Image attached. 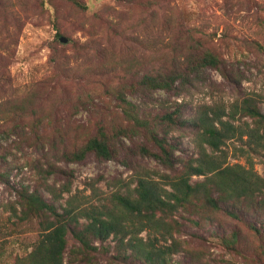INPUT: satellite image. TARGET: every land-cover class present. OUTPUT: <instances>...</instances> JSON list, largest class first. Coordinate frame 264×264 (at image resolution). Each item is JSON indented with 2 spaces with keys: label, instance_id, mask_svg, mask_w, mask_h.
Wrapping results in <instances>:
<instances>
[{
  "label": "rangeland",
  "instance_id": "rangeland-1",
  "mask_svg": "<svg viewBox=\"0 0 264 264\" xmlns=\"http://www.w3.org/2000/svg\"><path fill=\"white\" fill-rule=\"evenodd\" d=\"M77 1L0 0V264H33L44 237V218L20 215L19 194L60 214L70 199L112 206L116 195L136 198L140 178L165 186L206 155L220 170L191 183L238 177L241 190L219 210L197 196L158 212L161 228L138 239L171 246L168 264H264V122L245 110L248 100L264 114V0ZM156 74L174 76L172 88L141 86ZM210 110L236 129L219 151L198 127ZM104 128L110 160L69 158ZM153 136L173 169L143 153H160ZM87 224L82 216L67 234L64 264H149L119 237L78 235Z\"/></svg>",
  "mask_w": 264,
  "mask_h": 264
},
{
  "label": "trees",
  "instance_id": "trees-1",
  "mask_svg": "<svg viewBox=\"0 0 264 264\" xmlns=\"http://www.w3.org/2000/svg\"><path fill=\"white\" fill-rule=\"evenodd\" d=\"M72 1L79 4L77 0ZM205 63L217 65V60L214 57H206L203 65ZM175 81L174 76L156 74L144 76L140 84L149 90H170ZM245 106L247 115L255 117L259 123L264 122V114L257 106L252 105L248 100ZM197 122H199L198 127L203 128L204 143L213 151H219L224 141L231 136V132L236 130L230 123L222 121L221 114L211 110L202 113ZM217 122L220 127L216 124ZM111 140L107 130L100 129L96 137H93L82 150L72 153L69 158L83 161L88 154L93 153L99 158L110 160L113 155ZM153 140L161 150L160 153H151L148 148H143V153L154 156L165 167L173 169L177 164L174 153L157 137L153 136ZM183 167L177 178L166 177L165 186H169V189L159 182L140 178L136 198L116 195L115 205L112 206H95L87 209L76 205L75 200L70 199L68 206L64 208V213L60 214L56 206L47 203L36 194L29 192L19 194L18 205L21 208L20 215L24 220L44 218L41 222L44 237L31 254L33 264H64L67 234L82 216L87 219L88 224L85 230L78 235L87 233L101 242L107 241L111 236L119 237L120 246H127L142 254L147 263L168 264L171 246L162 248L152 240L145 241L137 237L145 228L152 230L161 228L160 222L155 219V214L177 211L189 199L197 196H204L207 206L209 205L213 210H219V200L226 193L242 188V178L240 180L238 177L229 178L224 184H215L213 180L209 184L203 182L193 185L191 183L194 176H205L208 172L220 170V163L215 157L206 155L197 165L189 164ZM250 191L251 188L247 184L244 192ZM69 192L70 189L67 186L63 187L62 194ZM237 196L241 197L240 194ZM48 216L50 218H47ZM230 216H233L232 213ZM128 237L130 238L127 240Z\"/></svg>",
  "mask_w": 264,
  "mask_h": 264
},
{
  "label": "water",
  "instance_id": "water-1",
  "mask_svg": "<svg viewBox=\"0 0 264 264\" xmlns=\"http://www.w3.org/2000/svg\"><path fill=\"white\" fill-rule=\"evenodd\" d=\"M62 41H65L64 39H62Z\"/></svg>",
  "mask_w": 264,
  "mask_h": 264
}]
</instances>
